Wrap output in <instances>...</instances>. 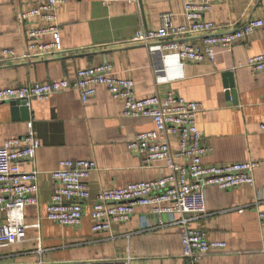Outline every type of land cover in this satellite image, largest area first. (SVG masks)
<instances>
[{
    "label": "crops",
    "instance_id": "1",
    "mask_svg": "<svg viewBox=\"0 0 264 264\" xmlns=\"http://www.w3.org/2000/svg\"><path fill=\"white\" fill-rule=\"evenodd\" d=\"M64 1L57 8L62 49L36 56L27 50V25L17 18L18 12L29 5L0 0V87L71 78L78 68L110 62L118 76L133 80L139 98L155 93L165 97L172 92L198 102L196 125L203 143L212 147L203 156L204 163L258 161L252 186H207L205 211L192 217L188 225L203 230L208 239L224 241L226 247L206 253L200 264H264V234L257 217V209L264 202V131L259 128L264 122V70L253 73L238 64L264 52V24L231 50L217 47L213 61H181L170 53L151 52L130 39L141 29L158 28L163 12H171L175 24H184L183 0L108 4L100 0ZM205 17L221 32L252 19L264 22V0H222ZM50 39V35L42 37L43 41ZM189 40L198 42L199 37ZM3 49L15 54L5 55ZM227 88L234 90V100L227 96ZM13 108L11 101L0 103V146L8 138L22 135L28 119L33 121L41 145L32 160L23 162L22 169L38 172V193L36 204L24 208L28 224L25 240L3 248L0 264L127 255L131 256L130 264H185L179 213L157 215L138 205L129 221L113 223L104 232L91 230V203L101 189L168 173L162 162L145 164L139 154L127 149V142L138 132L154 128L150 117L123 116L122 102L111 97L102 85L86 102L75 89L32 100L29 118L22 117L20 111L15 114ZM171 149L176 151L175 136ZM62 159H91L96 163L87 179L90 198L76 227L46 218V204L54 185L51 174ZM177 161L183 162L180 158ZM260 198L263 202L258 201ZM37 237L41 251H37Z\"/></svg>",
    "mask_w": 264,
    "mask_h": 264
},
{
    "label": "built area",
    "instance_id": "2",
    "mask_svg": "<svg viewBox=\"0 0 264 264\" xmlns=\"http://www.w3.org/2000/svg\"><path fill=\"white\" fill-rule=\"evenodd\" d=\"M28 4L20 10L18 20L27 25V50L36 56H45L62 49L57 8L64 0H19ZM138 0H100L102 4ZM222 0H183L184 24H175L171 12L160 15L158 28L141 29L132 36L131 43L140 44L151 52L161 55H175L181 61H213L216 48L231 50L240 40L264 24L262 19H252L238 28L221 32L206 19L205 14ZM50 35V41L42 37ZM198 36L199 41H190ZM3 54H12L3 49ZM250 70H264V52L250 56L243 64ZM105 86L114 99L122 102L123 116L150 117L154 122L151 130L138 132L127 142L130 152L139 154L145 164L162 162L168 169L166 175L147 181L127 183L122 187L101 189L91 203V230L104 232L113 223L129 221L138 205L146 206L153 213H179L178 221L182 243L181 255L185 264H200L202 257L211 250H220L226 243L211 240L203 230L191 227L188 221L205 211L206 188L215 185L231 189L242 184L254 185L256 160L230 163H204L202 158L212 147L203 143L202 132L196 125V114L200 104L180 95L168 93L160 97L155 93L139 98L134 92L132 79L116 74L110 62L78 68L73 77L47 81L30 82L0 87V103L13 100L25 101L47 99L52 93L67 89L77 90L81 100L86 102L94 96L98 86ZM264 131V122L259 124ZM176 137V151L171 149V138ZM41 145L35 125L31 119L26 122L25 132L10 137L0 146V251L25 240L28 227L24 220V208L37 202V171H24L25 160H32ZM183 162H178L177 159ZM96 168L91 159H62L58 168L52 171L53 188L46 204V218L52 222L79 226L84 205L89 201L87 179ZM259 202L263 200L260 198ZM257 209L261 232L264 234V202ZM241 210V208H240ZM160 222V219H158ZM38 226V223L33 224ZM37 237V251H41ZM4 254H0V260ZM131 256L113 259L85 261H51L39 259L36 264H130Z\"/></svg>",
    "mask_w": 264,
    "mask_h": 264
},
{
    "label": "water",
    "instance_id": "3",
    "mask_svg": "<svg viewBox=\"0 0 264 264\" xmlns=\"http://www.w3.org/2000/svg\"><path fill=\"white\" fill-rule=\"evenodd\" d=\"M225 75L229 76L230 73L226 72ZM233 82L230 80L229 84L232 87ZM227 96L231 98V100H234V90H230L227 88ZM11 104L14 106L13 112L16 114L18 111L21 112L22 117L24 118H29L30 116V109L29 106L25 103V101H20V100H13L11 101Z\"/></svg>",
    "mask_w": 264,
    "mask_h": 264
},
{
    "label": "rangeland",
    "instance_id": "4",
    "mask_svg": "<svg viewBox=\"0 0 264 264\" xmlns=\"http://www.w3.org/2000/svg\"><path fill=\"white\" fill-rule=\"evenodd\" d=\"M45 261V260H44Z\"/></svg>",
    "mask_w": 264,
    "mask_h": 264
}]
</instances>
